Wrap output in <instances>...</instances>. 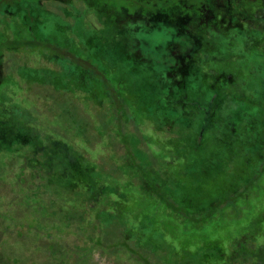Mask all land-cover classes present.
<instances>
[{
  "label": "trees",
  "instance_id": "trees-1",
  "mask_svg": "<svg viewBox=\"0 0 264 264\" xmlns=\"http://www.w3.org/2000/svg\"><path fill=\"white\" fill-rule=\"evenodd\" d=\"M21 3L0 9V264H264V0Z\"/></svg>",
  "mask_w": 264,
  "mask_h": 264
},
{
  "label": "rangeland",
  "instance_id": "rangeland-1",
  "mask_svg": "<svg viewBox=\"0 0 264 264\" xmlns=\"http://www.w3.org/2000/svg\"><path fill=\"white\" fill-rule=\"evenodd\" d=\"M14 1H20V2H23V3H21V5L22 4H27V1H29V0H0V9L2 8V6L3 5H5V3H7V2H14ZM194 3V2H193ZM167 26V25H166ZM175 28V27H174ZM166 30V28L163 26V25H159V26H157V28H155L154 29V31H152V34H150V36H151V40L152 41H154L156 44H160V43H163V44H161V45H166V43H167V39H166V36H165V34H164V31ZM148 32V31H147ZM197 33V29L196 28H194L193 26H192V33ZM149 33V32H148ZM129 37V33H125V37ZM127 37V38H128ZM150 38V37H149ZM137 40H136V37H134V36H132V38H130L129 39V41H128V43H129V45L126 47V50L128 51V49L129 48H131V45H132V47H134V48H137L138 49V44H137V42H136ZM109 47H107V52L106 53H108V54H112V56L113 57H115V58H117V60H121L122 58H123V56H122V54H120V52H119V50H118V48H117V46H115V47H110L109 49H108ZM119 48H122L121 46H119ZM121 50V49H120ZM125 50V51H126ZM182 50V47H180V51ZM122 51H123V49H122ZM121 51V52H122ZM177 51H179V50H177ZM186 66H184L183 67V65H181L180 67H179V77L181 78L182 77V75H184L185 74V70H186V68H185ZM152 68H151V66H149L148 67V70H147V72H149L150 74L152 73ZM164 73V72H163ZM162 72H158V74H156V73H153L152 74V82L153 83H157V82H159L161 85H162V88H163V91L165 92V94L166 93H170V91H171V93H173L174 92V90H175V88H177L176 86H178V84H177V80L175 81V80H172L171 82L168 80V79H170L171 77H172V74H167V73H164L163 74ZM167 79V80H166ZM164 82H166V83H164ZM187 82L189 83V80H187ZM161 87V86H160ZM167 95V94H166ZM169 95V94H168ZM194 106V105H193ZM190 114L188 113V112H186V118H184V120H186V122L188 121L187 120V117L189 116ZM217 123H219V121L217 120ZM215 130H216V128H215ZM45 226H43V227H46L45 228V233H48V232H50L51 231V229H53V233H63V232H65V231H67L66 233H71V230L72 229H70V228H63V227H61V228H63V229H60L59 228V226L57 225V227H53V226H55V225H53V226H51V225H47V224H44ZM52 227V228H51ZM69 238H71V234H69V235H67ZM62 242H65V239L64 240H62ZM72 242H74V241H72L71 239H68L67 240V243H70V244H72ZM26 248V246H24L22 249H25ZM28 249V248H27ZM26 255H27V260H29V262H27V264H48V262H45V261H43L42 260V258L40 259V257L39 256H36V255H34V254H32V253H30V252H26ZM97 256H98V258L100 257L101 259L103 258V255H100L99 253H97L96 254ZM70 258H68V261L71 263V264H77V261H75L74 260V258H72V256L71 255H68ZM39 257V258H38ZM25 259H26V257H25ZM91 260V259H90Z\"/></svg>",
  "mask_w": 264,
  "mask_h": 264
},
{
  "label": "flooded vegetation",
  "instance_id": "flooded-vegetation-1",
  "mask_svg": "<svg viewBox=\"0 0 264 264\" xmlns=\"http://www.w3.org/2000/svg\"><path fill=\"white\" fill-rule=\"evenodd\" d=\"M97 264H102V263H99V262H98Z\"/></svg>",
  "mask_w": 264,
  "mask_h": 264
}]
</instances>
